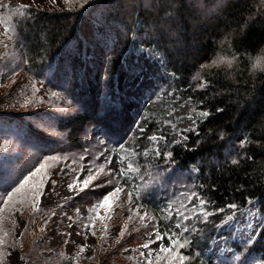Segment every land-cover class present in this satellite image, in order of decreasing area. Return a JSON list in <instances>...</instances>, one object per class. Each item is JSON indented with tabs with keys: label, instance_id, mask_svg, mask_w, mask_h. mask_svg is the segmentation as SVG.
<instances>
[{
	"label": "trees",
	"instance_id": "obj_1",
	"mask_svg": "<svg viewBox=\"0 0 264 264\" xmlns=\"http://www.w3.org/2000/svg\"><path fill=\"white\" fill-rule=\"evenodd\" d=\"M78 8L32 9L18 23L14 40V55L26 74L58 76L59 85L78 108L59 120V131L66 134L67 141L85 150L90 146L87 130L96 128L102 137L99 141H106L113 151L123 154L125 148H131L136 152L141 167L163 163V151H172L170 163L191 173L197 193L211 201L206 205L209 210L229 203L243 209L252 199L257 213L264 215V0H203L202 5L199 0H89ZM106 12L118 24L130 21L133 30L121 24V31L115 26L101 30L100 26L98 32L107 41L84 43L81 34L90 25V16ZM170 46L178 53H172ZM87 47L91 56L85 54ZM148 50L156 56H147ZM164 70L174 79L172 86L181 99L191 97L195 110L210 113L199 118L194 128L183 130L185 141L177 131L145 113L144 103L155 93L153 89L138 98L125 94L127 89L135 90L141 80L152 79L163 95L171 82V78L165 82ZM200 83L205 88L197 87ZM168 119L178 125L185 118ZM154 132L165 138L160 141L161 157L156 159L151 148L148 157L142 151L149 147L147 137ZM238 135L245 143L235 141ZM141 196L153 212H160L161 203L151 192ZM217 213L213 211L216 222L221 216ZM214 229L201 231H209L208 235L187 236L192 241L188 248L198 263L208 264L217 233ZM45 249L43 241H33L26 264H52ZM246 251L252 254L249 263L264 262V229ZM198 252L202 254L197 256Z\"/></svg>",
	"mask_w": 264,
	"mask_h": 264
},
{
	"label": "rangeland",
	"instance_id": "obj_2",
	"mask_svg": "<svg viewBox=\"0 0 264 264\" xmlns=\"http://www.w3.org/2000/svg\"><path fill=\"white\" fill-rule=\"evenodd\" d=\"M81 2L82 0H0V15L8 21L7 28L0 24V183H3L4 187H7L10 180H16L18 183L24 175L48 158L47 167L44 169L46 183L40 198L39 210L34 209L31 203H27L23 206L17 205L16 209L0 212V237L3 238V243H0L2 256L0 264H26L33 241L44 242L46 249L43 253L52 256V264H146L148 252L141 246L148 239H154L153 228L159 227L161 232L176 231L183 237L185 235L183 230L175 227L178 219L176 211L179 209L185 212L193 205H199L201 196L197 193L195 184L190 182L191 173L178 170L169 160L166 162L165 158L163 163L156 166L141 167L137 163L136 152L131 148H125L121 154L118 150L113 151L109 148L107 143L100 144L99 140L102 137L100 130L96 128L87 130L90 146L85 150L79 148L77 144L69 143L66 134L59 131V120L68 113L76 112L78 108L59 85L58 76L54 79L49 72L42 78L31 77L19 64L18 56L14 55L17 26L21 20L29 17L31 11L25 10V16L21 17L18 6L28 5L30 10L37 12L65 11L76 8L78 10ZM9 9L13 11L10 13ZM148 11L153 12V9ZM90 18V25H87V30L81 34L84 43L107 41L98 32L100 26L101 30L111 26H115L118 31L122 29L119 25L121 23L118 24L115 18L112 19L109 12L101 15L92 14ZM121 25L133 30L130 21H125V24ZM39 32L40 30L37 33ZM171 35L176 38L174 32H171ZM123 37H126V34ZM132 44L134 48L138 46L137 38H134ZM90 49V47L85 49L86 55L91 56ZM169 49L172 53H178L171 46ZM182 52L181 49L179 53L183 54ZM147 56L156 54L153 50H148ZM125 62L129 64L130 61L126 58ZM163 75L165 82L171 78L168 71L164 70ZM168 83L169 87H166L163 95L160 93L162 91L159 85L157 86L152 79L141 80L135 90L127 89L125 94L138 98L145 90L153 89L155 93L151 99L145 100V113L157 117L164 127L177 131L181 141H185L182 138L185 136L183 130L189 131L194 128L201 116L199 111H193L191 99H181L178 90L172 86L175 83L174 79L171 78V82ZM167 114L185 119L175 125L172 119H168ZM235 139L236 142L244 141V137L240 135ZM122 155L126 158L122 163H117ZM53 157L58 159H52ZM109 160L112 163H108ZM129 163L139 171L128 169ZM109 168L116 172L124 168L128 172L126 177L119 178L125 191L113 199L111 210H101L100 214L105 219L96 218L93 228L91 225V218L95 216L93 206L102 194L112 188V185L97 186L104 179H112ZM143 168L146 170L142 172ZM97 169L102 171L88 188L81 191L79 184L74 185L73 189L68 188V184L73 183L76 178L84 179ZM175 172L177 175H173ZM141 176L144 177L143 181ZM193 178L191 176L194 181ZM52 180L56 181L54 185L51 184ZM2 191L3 189H0V192ZM137 191L141 194L151 192L154 198H158L162 206L160 212H153L146 199L143 202L142 198L136 196ZM128 192L133 193L131 201L128 199ZM191 193L196 195L189 200L187 197ZM168 206L171 207L173 214L165 219L166 213L163 210ZM253 210L257 212V206ZM225 213L231 215L229 210H225ZM225 213H217L221 215L218 218L219 222H216V214H213L207 222L201 220L197 224L200 228L199 236L204 232L209 234L206 230L201 232L203 229L209 228L210 233L215 230L214 228L217 229L216 238L211 244L208 264H238L230 254L245 249L241 242V234H247L244 228L245 216L236 212L233 221L225 220L222 224L221 220H224ZM212 217L215 221L211 220ZM45 220L48 221L47 224L44 223ZM235 221L239 223L234 226ZM181 223L190 227L193 221ZM4 233L8 235L5 236ZM256 237L258 234L254 235L253 242ZM158 244L159 241L149 245L154 250L153 254L159 251ZM81 245L84 246L83 251ZM141 252L144 253L143 256ZM181 252L190 257L186 264H201L195 260L189 248L181 249Z\"/></svg>",
	"mask_w": 264,
	"mask_h": 264
},
{
	"label": "snow or ice",
	"instance_id": "obj_3",
	"mask_svg": "<svg viewBox=\"0 0 264 264\" xmlns=\"http://www.w3.org/2000/svg\"><path fill=\"white\" fill-rule=\"evenodd\" d=\"M147 2V0H146ZM201 5L203 4V0H199ZM82 3H88V0H82ZM148 6L150 7V3H148ZM19 15L21 17L25 16V10L30 11V7L28 5H19ZM13 10L9 9V12L11 13ZM175 13H179V8L175 9ZM25 24L27 23V20L24 21ZM0 24H4L5 27H8V21L3 15H0ZM27 62V61H25ZM258 63V61H257ZM256 67V64H253V68ZM205 83H200L197 85V87L203 89L205 88ZM35 88V85H33ZM191 99V97L189 98ZM199 103H204V101H200ZM217 111H222V109L217 108ZM195 111V109H193ZM209 112L207 110H200L199 115L201 117H207L209 116ZM189 118H191V112H189ZM175 127V125H172ZM186 129L185 131H187ZM140 132L143 133L144 129L140 128ZM223 135V133H221ZM184 140H187V136L182 137ZM149 143V147H144L142 149L143 155L145 157L149 156L150 148L153 149L152 157L153 159L160 158L162 149L160 146V141L164 140L165 138L161 135H158V133H152L147 137ZM101 144L106 143V141H99ZM177 143V140L173 139L171 141V144L175 145ZM242 144L245 143L244 141L241 142ZM121 149L125 148V145L119 144L118 145ZM169 145L167 141L165 140L164 147L167 148ZM163 157L165 158L166 162L170 160V158L173 157L172 151H163ZM123 155L120 158V161H117V163H122V161L125 159ZM48 158H45L44 163H40L38 167H36L33 171H29L27 175L23 176L22 180H19L17 183L16 180H10L7 183V187H4L3 183H0V189H3L2 192H0V204H2V207H0V212H3L4 210H13L16 209L17 205L23 206L24 204L31 203L32 207L39 210V203L40 198L42 196L44 186L46 183L45 180V172L44 169L47 167L46 160ZM52 159H58L56 157H53ZM108 163H112L111 160L108 161ZM232 163H236L235 160L232 161ZM128 169L133 171H139L138 168H134L132 163L128 164ZM102 169H97L94 173H89L86 178H76L73 183L68 184L69 189H73L74 185L79 184L81 187V191L83 189H86L89 187V185L97 179V174L101 172ZM109 172L112 174V179H104L98 187H104L105 185H112V188L110 191H107L106 193L102 194V196L96 201L95 205L93 206V212L95 213V216L91 218V225L94 228L95 226V219L99 218L101 220L105 219L104 216L100 214L101 210H111L113 206V199L117 198L120 193L124 192L125 189L120 183L121 177H126L128 175V172L124 168H120L118 172L114 171L113 169L109 168ZM19 179V178H17ZM141 180H144V177L141 176ZM56 181L52 180L51 184H55ZM13 184L15 186L13 187ZM145 185H142L144 187ZM196 195V193H191L187 199L191 200L192 196ZM129 201L132 200L133 193L128 192L127 193ZM136 196L142 198L140 191L136 192ZM211 201L205 200L204 198H199V205H193L191 209L181 212L179 209L176 211V215L178 219L175 222V227L177 229H182L183 233L185 234L183 237L178 235L176 231H165L161 232L159 227H154V239H148L141 247H143L145 250H147L148 255L146 257V264H186L190 260V257L183 252H181V249H185L190 247L192 241H190L187 236L188 234L195 233L197 236H199V229L197 227V224L203 220L204 222H207L209 220V217L213 215L214 212L219 213H225V208L228 209L231 212V215L225 213L224 220H221V223L223 224L225 220L233 221L234 217L236 215V212H240L241 215L245 216L244 220V228L246 229V235L241 234V242L245 245V249L231 253V257L234 261H238V264H249V260L251 258V252L246 251V247L248 245H251L254 240V235L258 234L260 229H264V215H260L259 213L255 212L253 209L256 207V202H254L252 199H249L247 203L250 205V207L239 209L236 203H229L225 205L224 208L217 207L214 210H209L206 205L210 203ZM22 211V207L20 209ZM235 210V211H233ZM166 213L165 219L170 218L172 216V210L171 207L168 206L163 210ZM55 215V213H53ZM146 216L147 213H144ZM251 218V219H249ZM155 219V218H154ZM192 220L193 223L191 226H187L185 224H182L181 221H189ZM45 224L48 223L47 220L44 221ZM239 221L234 222L235 224H238ZM85 227H88V225H85ZM5 236L8 235V233H4ZM93 235H95V231H93ZM165 239L167 240V243H165ZM159 241L158 244V252L154 253V250L149 247V245L156 243ZM0 243H3V238L0 237ZM81 251L84 250V246H80ZM141 256L144 255L143 252L140 253ZM202 253H196L197 256H200ZM2 258V256H0Z\"/></svg>",
	"mask_w": 264,
	"mask_h": 264
}]
</instances>
